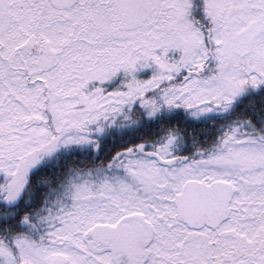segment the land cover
<instances>
[{
    "label": "snow or ice",
    "instance_id": "6c2138e0",
    "mask_svg": "<svg viewBox=\"0 0 264 264\" xmlns=\"http://www.w3.org/2000/svg\"><path fill=\"white\" fill-rule=\"evenodd\" d=\"M0 264H264V0H0Z\"/></svg>",
    "mask_w": 264,
    "mask_h": 264
}]
</instances>
